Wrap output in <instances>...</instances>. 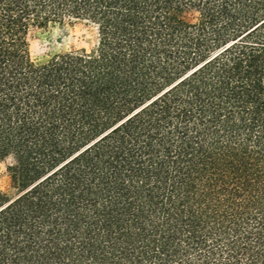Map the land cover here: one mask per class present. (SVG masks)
<instances>
[{
	"label": "trees",
	"instance_id": "obj_1",
	"mask_svg": "<svg viewBox=\"0 0 264 264\" xmlns=\"http://www.w3.org/2000/svg\"><path fill=\"white\" fill-rule=\"evenodd\" d=\"M7 157L0 264H264V0H0Z\"/></svg>",
	"mask_w": 264,
	"mask_h": 264
},
{
	"label": "rangeland",
	"instance_id": "obj_2",
	"mask_svg": "<svg viewBox=\"0 0 264 264\" xmlns=\"http://www.w3.org/2000/svg\"><path fill=\"white\" fill-rule=\"evenodd\" d=\"M95 45V32L85 24L32 29L29 48L32 59L43 62L56 53L71 49H90ZM0 191L10 200L20 193L17 166L12 157L0 160Z\"/></svg>",
	"mask_w": 264,
	"mask_h": 264
}]
</instances>
